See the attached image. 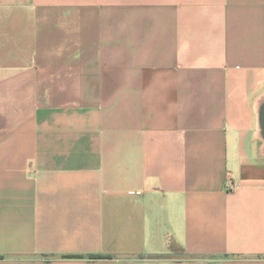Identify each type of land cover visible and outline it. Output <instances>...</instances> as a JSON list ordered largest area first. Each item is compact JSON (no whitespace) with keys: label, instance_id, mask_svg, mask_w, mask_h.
I'll return each instance as SVG.
<instances>
[{"label":"crops","instance_id":"0c3cea01","mask_svg":"<svg viewBox=\"0 0 264 264\" xmlns=\"http://www.w3.org/2000/svg\"><path fill=\"white\" fill-rule=\"evenodd\" d=\"M0 264H264V0H0Z\"/></svg>","mask_w":264,"mask_h":264},{"label":"trees","instance_id":"16d2710c","mask_svg":"<svg viewBox=\"0 0 264 264\" xmlns=\"http://www.w3.org/2000/svg\"><path fill=\"white\" fill-rule=\"evenodd\" d=\"M111 257H100V256H90L89 259L95 260V259H110Z\"/></svg>","mask_w":264,"mask_h":264}]
</instances>
